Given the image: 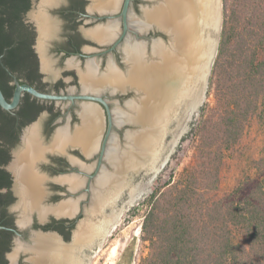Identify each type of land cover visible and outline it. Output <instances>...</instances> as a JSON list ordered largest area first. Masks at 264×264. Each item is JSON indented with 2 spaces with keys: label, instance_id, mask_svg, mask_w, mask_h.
Here are the masks:
<instances>
[{
  "label": "flooded vegetation",
  "instance_id": "af4514ba",
  "mask_svg": "<svg viewBox=\"0 0 264 264\" xmlns=\"http://www.w3.org/2000/svg\"><path fill=\"white\" fill-rule=\"evenodd\" d=\"M125 3L126 0H28L20 12L16 41L24 42V49L21 57L14 60L15 71L5 67L7 74L0 79V88L9 102L17 82L54 98L23 92L17 108L6 111L0 106L15 118L8 155L0 158V170L7 175L0 186L4 200L0 204V230L7 242V264H11L8 255L15 247V231L22 234L24 241L31 238L32 230L52 231L65 244H71L82 229L103 230L128 196L130 173L118 174L99 205L95 204L94 190L101 174L115 171L108 160L111 144L116 142L127 151L131 148L127 135L140 131L138 125L118 121L116 111H126L128 104L139 103L143 93L127 78L121 87L109 83L96 86L88 72L92 69V77L100 79L114 68L119 77H128L130 63L124 47L129 43L142 46L143 58L153 65L154 43L162 40L167 44L169 36L156 23L142 29L145 10L154 5L151 0H131L126 15L129 28L124 36ZM136 22L143 30L139 37ZM89 109L97 111V119L87 116ZM110 114L113 127L101 160ZM26 128H37L43 153L18 157L25 148ZM54 142L58 147L51 150ZM21 158L25 170L16 167ZM27 175L34 178V184L29 185ZM123 180L127 189L121 195ZM25 189L40 193L39 203L27 210L20 206V193ZM20 222L29 227L19 230ZM27 257L21 251L18 264H27Z\"/></svg>",
  "mask_w": 264,
  "mask_h": 264
},
{
  "label": "trees",
  "instance_id": "16d2710c",
  "mask_svg": "<svg viewBox=\"0 0 264 264\" xmlns=\"http://www.w3.org/2000/svg\"><path fill=\"white\" fill-rule=\"evenodd\" d=\"M28 0H0V79L15 71L23 43L16 41ZM2 60V61H1ZM206 103L190 135L197 161L179 177L156 187L147 208L136 264H264V157L254 162V189L220 198V172L228 151L240 143L253 118L264 119V0H223V27ZM14 117L0 107V158L7 157ZM2 161V160H0ZM7 175L0 170V186ZM4 203L0 196V204ZM0 230V264L7 242Z\"/></svg>",
  "mask_w": 264,
  "mask_h": 264
},
{
  "label": "water",
  "instance_id": "95a60500",
  "mask_svg": "<svg viewBox=\"0 0 264 264\" xmlns=\"http://www.w3.org/2000/svg\"><path fill=\"white\" fill-rule=\"evenodd\" d=\"M151 1L154 5L152 9L145 10L142 29L156 23L169 36L167 44L162 40L154 43L156 60L153 65L143 58L145 51L142 46L129 43L124 47L125 58L130 63L128 77H119L114 68H110L109 73L100 79L92 77V69L88 72L89 80H95L93 84L96 86L109 83L121 87L127 78L131 86L135 84L143 93L139 103L128 104L126 111H116L118 121L138 125L140 131L135 135H127L128 146L131 147L127 151L121 150L116 142L111 144L108 160L115 171L101 174L94 190L95 204L101 203L105 191L117 181L118 174L130 173L127 198L116 217L103 230L82 229L71 244H65L58 233L52 231L32 230L28 241H24L22 234L15 231V247L8 255L11 264H18L21 251L28 254L25 260L27 264H90L99 247L121 219L122 213L152 193L155 179L170 162L192 121L198 117L208 93L212 69L219 51L223 0H158L157 4L155 0ZM130 2L131 0H126L124 7V36L129 28L126 15ZM134 26L136 36L139 37L143 30L139 22ZM17 84L11 102L0 88V106L6 111L19 106L23 92L40 98H54L40 94L28 85ZM86 114L94 119L98 118L94 109L87 110ZM112 127L110 114V127L101 160L104 158ZM24 146L18 157H34L44 152L45 149L38 140L37 128L26 132ZM57 147L58 142H54L50 149L55 150ZM16 167L25 170L22 158L18 159ZM26 178L29 185L34 184V178L29 175ZM123 181L121 195L127 189L125 180ZM20 194V206L25 210L39 203L37 197L40 193L25 189ZM28 227L21 222L19 224L21 231Z\"/></svg>",
  "mask_w": 264,
  "mask_h": 264
},
{
  "label": "rangeland",
  "instance_id": "374dc122",
  "mask_svg": "<svg viewBox=\"0 0 264 264\" xmlns=\"http://www.w3.org/2000/svg\"><path fill=\"white\" fill-rule=\"evenodd\" d=\"M214 102V97L207 93L198 117L192 121L172 154L170 162L155 179L152 191L167 184L171 178L179 177L185 168L196 164L197 141L190 132L193 123L200 118L202 107L206 103L214 104ZM262 157H264V119L253 118L240 143L225 156L220 172L218 197H227L236 189H240L243 195H248L258 179L254 162ZM142 200L143 198L122 213L121 219L99 247L90 264H136L147 253L146 245L142 241V225L147 208L139 206ZM114 245L119 246V251L113 257L109 252Z\"/></svg>",
  "mask_w": 264,
  "mask_h": 264
},
{
  "label": "bare ground",
  "instance_id": "6f19581e",
  "mask_svg": "<svg viewBox=\"0 0 264 264\" xmlns=\"http://www.w3.org/2000/svg\"><path fill=\"white\" fill-rule=\"evenodd\" d=\"M221 24V23H220ZM221 26V25H220ZM220 31V30H219ZM217 45H218V42H217ZM216 50H217V47H216ZM215 53H216V51H215ZM210 72V71H209ZM208 77H209V75H208ZM208 80V79H207ZM132 203V202H131ZM131 203L129 204V206L131 205ZM118 223V222H117ZM116 223V224H117ZM118 251H119V246L118 245H114L112 248H111V250H110V255L111 256H116V254L118 253Z\"/></svg>",
  "mask_w": 264,
  "mask_h": 264
}]
</instances>
